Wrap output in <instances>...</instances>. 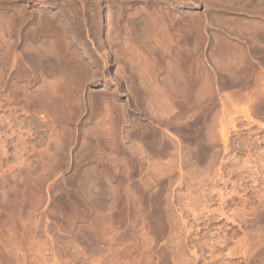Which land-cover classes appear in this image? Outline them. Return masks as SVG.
I'll return each mask as SVG.
<instances>
[{"label":"rangeland","instance_id":"1","mask_svg":"<svg viewBox=\"0 0 264 264\" xmlns=\"http://www.w3.org/2000/svg\"><path fill=\"white\" fill-rule=\"evenodd\" d=\"M263 32L264 0H0V264H264Z\"/></svg>","mask_w":264,"mask_h":264},{"label":"bare ground","instance_id":"2","mask_svg":"<svg viewBox=\"0 0 264 264\" xmlns=\"http://www.w3.org/2000/svg\"><path fill=\"white\" fill-rule=\"evenodd\" d=\"M210 1V0H209ZM155 2V1H154ZM200 2V1H199ZM227 2H229V1H227ZM164 3V2H163ZM231 3V2H230ZM229 3V4H230ZM233 4H234V2H232ZM156 4H157V2H156ZM219 4V3H218ZM154 5V4H153ZM244 5V4H243ZM243 5H242V8H244L245 7V5H244V7H243ZM234 6V5H233ZM205 7V6H204ZM211 7V6H210ZM218 7H220V6H218ZM230 7V6H229ZM240 7H241V4H240ZM257 7H258V5H257ZM260 7V6H259ZM91 8H92V6H91ZM251 8H252V6H251ZM239 9V8H238ZM260 9V8H259ZM98 11V10H97ZM96 11V12H97ZM134 11H136V10H134ZM157 11H158V9H157ZM207 12V11H206ZM238 12V11H237ZM98 13V12H97ZM109 13H110V11H109ZM132 14V13H131ZM153 14H154V11H153ZM156 14V13H155ZM169 14V13H168ZM210 14V13H209ZM252 14V13H251ZM244 15V14H243ZM127 16V15H126ZM168 16H170V15H168ZM132 17V16H131ZM154 17V16H153ZM173 17V16H172ZM213 17V16H212ZM215 17V16H214ZM256 17V16H255ZM128 18V17H127ZM157 18V17H156ZM201 18V17H200ZM219 18V17H218ZM230 18V17H229ZM161 19H162V17H161ZM207 19H208V17H207ZM221 19V18H220ZM228 19V18H227ZM41 20V19H40ZM143 20V19H142ZM101 21V20H100ZM132 21V20H131ZM150 21H152V20H150ZM149 21V22H150ZM159 21V20H158ZM167 21H169V20H167ZM174 21H175V18H174ZM197 21V20H196ZM234 21V20H233ZM201 22V21H200ZM220 22H222V21H220ZM226 22H227V20H226ZM128 23V22H127ZM135 23V22H134ZM144 23V22H143ZM143 23H142V25H143ZM148 23V22H147ZM146 23V24H147ZM152 23V22H151ZM168 23V22H167ZM179 23V22H178ZM177 23V24H178ZM54 24V23H53ZM131 24V23H130ZM155 24V23H154ZM153 24V25H154ZM170 24V23H169ZM181 24H182V22H181ZM252 24V23H251ZM139 25V24H138ZM148 25V24H147ZM156 25H158V24H156ZM248 25V24H247ZM50 26V25H49ZM163 26V25H162ZM210 26V25H209ZM220 26V25H219ZM35 27H37V26H35ZM155 27V26H154ZM170 27V26H169ZM216 28V27H215ZM148 29V28H147ZM163 29V28H162ZM199 29V28H198ZM40 30V29H39ZM128 30H129V28H128ZM174 30V29H173ZM224 30H225V28H224ZM249 30V29H248ZM251 30V29H250ZM31 31V30H30ZM100 31V30H99ZM134 31H136V29H134ZM141 31V30H140ZM156 31V30H155ZM169 30H167V32H168ZM171 31V30H170ZM180 31V30H179ZM185 31V30H184ZM192 31V30H191ZM207 31V30H206ZM159 32V30L157 31V33ZM182 32V31H181ZM215 32V31H214ZM231 32V31H230ZM31 33V32H30ZM129 33H130V31H129ZM138 33H141V32H138ZM146 33V32H145ZM156 33V34H157ZM189 33V32H188ZM197 33V32H196ZM208 33V32H207ZM234 33V32H233ZM256 33V32H255ZM262 33V32H261ZM264 33V32H263ZM161 34H162V32H161ZM258 34V33H257ZM32 35H33V33H32ZM114 35V34H113ZM139 35V34H138ZM164 35V34H163ZM176 35V34H175ZM181 35V34H180ZM191 35V34H190ZM227 35H228V33H227ZM253 35V34H252ZM251 35V36H252ZM255 35V34H254ZM125 36V35H124ZM134 36V35H133ZM142 36V35H141ZM154 36V35H153ZM224 36H225V34H224ZM232 36V35H231ZM249 36H250V34H249ZM98 37V36H97ZM151 37V36H150ZM162 37V36H161ZM160 37V38H161ZM165 37H166V35H165ZM171 37V36H170ZM192 37V36H191ZM194 37V36H193ZM235 37V36H234ZM105 38V37H104ZM136 38H138V37H136ZM152 38V37H151ZM153 38H155V37H153ZM183 38V37H182ZM252 38V37H251ZM260 38H261V36H260ZM129 39H131L130 38V36H129ZM170 39V38H169ZM185 39H186V37H185ZM187 39H189V38H187ZM187 39H186V41H187ZM234 39H236V38H234ZM150 40V39H149ZM166 40V39H165ZM180 40V39H179ZM197 40V39H196ZM195 40V41H196ZM198 40H199V43H202V40H203V35H202V29L200 28L199 29V35H198ZM256 40H257V37H256ZM34 41V40H33ZM178 41V40H177ZM193 41V40H192ZM253 41H255V40H253ZM261 41V40H260ZM154 42V41H153ZM159 42V41H158ZM173 42V41H172ZM182 42V41H181ZM211 42V41H210ZM240 42V41H239ZM257 42H258V40H257ZM262 42L264 43V36L262 37ZM261 42V43H262ZM146 43V42H145ZM194 43V42H193ZM224 43V42H223ZM253 43V42H252ZM99 44V43H98ZM163 44V43H162ZM183 44V43H182ZM260 44V43H259ZM173 45V44H172ZM184 45V44H183ZM187 45H189V42L187 41V43H186V47H188ZM209 45H211V44H209ZM125 46V45H124ZM161 46V45H160ZM232 46H233V44H232ZM137 47H138V45H137ZM140 47V46H139ZM172 47V46H171ZM231 47V46H230ZM253 47V45L251 44V43H248V42H244V45H241V46H238V47H233V48H231V49H229V50H231L232 52H234L235 54H238V55H244L245 54V52L247 53V51L251 48V49H254V48H252ZM34 48V47H33ZM141 48V47H140ZM149 48V47H148ZM158 48V47H157ZM193 48H194V46H193ZM193 48L191 47V49L193 50ZM222 48V47H221ZM137 49V48H136ZM169 49V48H168ZM153 50V49H152ZM186 50V49H185ZM190 50V49H189ZM224 50V49H223ZM257 50V49H256ZM40 51V50H39ZM163 51V50H162ZM166 51V50H165ZM182 51V50H181ZM211 51V50H210ZM228 51V50H227ZM106 52V51H105ZM137 52V51H136ZM149 52V51H148ZM187 52V51H186ZM258 52H259V50H258ZM170 53V52H169ZM190 53V52H189ZM194 53V52H193ZM30 54V53H29ZM166 54H167V52H166ZM212 54H213V52H212ZM219 54V53H218ZM168 55V54H167ZM188 55V54H187ZM187 55H185L184 54V57L181 59V61H180V64H178L177 66V69L171 74V75H173V80H174V83H173V85H174V87H173V89H169L168 90V94L166 95L167 97H169L170 99H171V101H172V103L173 104H176L177 106H178V108L180 109V110H182V111H184V113L186 114L187 113V111H188V109H189V97H188V93H190V88H191V86H190V84H189V77H188V65H187V61H188V56ZM198 55V54H197ZM215 55V54H214ZM37 56H39V55H37ZM45 56V55H44ZM147 56H148V54H147ZM146 56V57H147ZM156 56V55H155ZM178 56V55H177ZM210 56V55H209ZM219 56V55H218ZM264 56V55H263ZM137 57V56H136ZM139 57H140V55H139ZM142 57V56H141ZM215 57H216V55H215ZM222 57V56H221ZM256 57V56H255ZM51 58V57H50ZM150 58V57H149ZM262 58V57H261ZM37 59V58H36ZM109 59V58H108ZM152 59H154V58H152ZM159 59V58H158ZM225 59V58H224ZM230 59V58H229ZM259 59H260V56H259ZM41 60V59H40ZM138 60H139V58H138ZM242 60V59H241ZM244 60V59H243ZM255 60V59H254ZM36 61V60H35ZM156 61V60H155ZM166 61V60H165ZM191 61V60H190ZM245 62V61H244ZM156 63V62H155ZM221 63V62H220ZM236 63V62H235ZM141 64H142V62H141ZM166 64V63H165ZM176 64V63H175ZM222 64V63H221ZM237 64V63H236ZM252 64V63H251ZM155 65V64H154ZM214 65V64H213ZM239 65V64H238ZM245 65V64H244ZM249 65V64H248ZM140 66V65H139ZM159 66V65H158ZM163 66V65H162ZM262 66V65H261ZM224 67H226V66H224ZM150 68V67H149ZM156 68V67H155ZM159 68V67H158ZM167 68V67H166ZM213 68V67H212ZM161 69V68H160ZM227 69V68H226ZM242 69V68H241ZM191 70V69H190ZM219 70V69H218ZM230 71V70H229ZM156 72V71H155ZM231 72V71H230ZM157 73V72H156ZM159 73V72H158ZM217 74V73H216ZM228 74H229V72H228ZM194 75V74H193ZM234 75V74H233ZM163 76H165V75H163ZM162 76V77H163ZM195 76V75H194ZM223 76V75H222ZM218 77V76H217ZM216 77V78H217ZM225 77V76H224ZM223 78V77H222ZM136 79V78H135ZM167 79V78H166ZM165 79V80H166ZM238 79V78H237ZM204 80H205V69H204V67H203V65L200 63L199 64V67H198V80H197V86H198V107H199V111H200V115H202L203 114V111H204V94H205V92H204ZM235 80V79H234ZM172 81V80H171ZM233 81V80H232ZM137 82H139V81H137ZM191 82V81H190ZM150 83V82H149ZM163 83V82H162ZM168 83H169V80H168ZM195 83H196V81H195ZM165 84V83H164ZM167 84V83H166ZM172 84V83H171ZM142 85V84H141ZM155 86H156V84H155ZM194 86H196L195 84H194ZM52 89V88H51ZM161 90V89H160ZM166 90V89H165ZM155 91H156V89H155ZM58 93V92H57ZM163 93L165 94V92H163V91H159L158 93H146V94H148L147 96H151L152 97V95H154V96H162L163 95ZM191 95V94H190ZM55 96V95H54ZM195 96V95H194ZM159 97H157L158 99H159ZM50 98V97H49ZM161 98V97H160ZM195 98V97H194ZM196 98H197V96H196ZM47 99V98H46ZM60 99V98H59ZM165 99V98H164ZM193 99V98H192ZM62 100V99H61ZM168 100V99H167ZM57 102V101H56ZM141 102H143V101H141ZM158 102V101H157ZM61 103V102H60ZM155 103V102H154ZM160 103V102H159ZM191 103H192V101H191ZM195 102H193V104H194ZM78 104V103H77ZM67 105V104H66ZM142 106V105H141ZM158 106V105H157ZM163 106V105H162ZM161 106V107H162ZM194 106V105H193ZM56 107V106H55ZM161 107H160V110H161ZM173 107V106H172ZM74 108V107H73ZM168 108V107H167ZM170 108V107H169ZM67 109V108H66ZM158 109V108H157ZM177 109V108H176ZM197 109V108H196ZM60 111V110H59ZM155 111H156V109H155ZM179 111V110H178ZM56 112V111H55ZM171 112V111H170ZM180 112V111H179ZM178 112V113H179ZM76 113V112H75ZM96 113V112H95ZM144 113V112H143ZM167 113V112H166ZM184 114V115H185ZM75 115V114H74ZM171 115H172V112H171ZM99 116V115H98ZM97 116V117H98ZM166 116V115H165ZM170 116V115H169ZM188 116V115H187ZM203 117H204V115H202ZM174 117V116H173ZM166 118V117H165ZM182 118H183V116H182ZM102 119H103V117H102ZM121 121V120H120ZM170 121V120H169ZM99 122V121H98ZM116 123V122H115ZM113 124H114V122H113ZM105 126V125H104ZM93 129V128H92ZM100 129V128H99ZM102 130V129H101ZM105 131V130H104ZM106 131H107V129H106ZM105 131V132H106ZM112 131V130H111ZM102 132V131H101ZM101 134V133H100ZM91 136V135H90ZM98 136V135H97ZM97 136H96V138H97ZM139 136V135H138ZM142 137V136H141ZM91 138V137H90ZM101 138H102V136H101ZM109 142V141H108ZM94 143V142H93ZM99 144V143H98ZM99 147V146H98ZM88 149V148H87ZM99 149V148H98ZM86 151H88V150H86ZM92 151V150H91ZM98 152V151H97ZM102 152H103V150H102ZM88 153V152H87ZM96 155V154H95ZM99 155V154H98ZM99 156H101V155H99ZM98 156V157H99ZM88 157V156H87ZM89 157H90V155H89ZM94 158V157H93Z\"/></svg>","mask_w":264,"mask_h":264}]
</instances>
